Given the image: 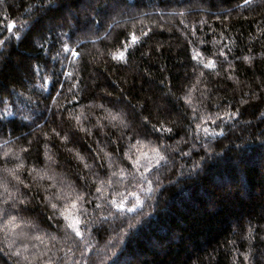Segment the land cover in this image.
Instances as JSON below:
<instances>
[{
	"label": "trees",
	"instance_id": "16d2710c",
	"mask_svg": "<svg viewBox=\"0 0 264 264\" xmlns=\"http://www.w3.org/2000/svg\"><path fill=\"white\" fill-rule=\"evenodd\" d=\"M8 22L26 26L0 46V208L19 225L0 227V264H264V0H0ZM20 163L29 188L5 172ZM81 193L84 239L44 202Z\"/></svg>",
	"mask_w": 264,
	"mask_h": 264
},
{
	"label": "snow or ice",
	"instance_id": "6c2138e0",
	"mask_svg": "<svg viewBox=\"0 0 264 264\" xmlns=\"http://www.w3.org/2000/svg\"><path fill=\"white\" fill-rule=\"evenodd\" d=\"M249 0H245V3H248ZM181 15H183V13H181ZM26 25H21L20 27H17L15 22H8L6 24L5 27H0V36H3L4 31L6 30L8 33V37L0 40V46H2L3 44L7 43L9 40H11L13 34H14V29L16 31V33H18L23 27H25ZM67 35V34H65ZM148 33L147 32H142L141 36H147ZM17 39H19V36L17 35ZM70 40V37H69ZM140 41V37H138L136 35L135 32H132L129 34V38L126 39L125 41L121 42V47L117 50L114 51L112 53H110V58L113 61H117V62H121V63H127V58L129 55V49L138 44ZM45 42H47V39H45ZM58 43L61 44V50L64 53H68L70 54L71 60H75L78 59L80 56L79 51L76 48L70 47V44L65 42L62 38L58 37L57 40ZM42 47V46H41ZM224 53H221V55H223ZM200 55V53H197L196 56L193 57V59H197L198 56ZM53 59H55V57H53ZM65 59H69V56H66ZM248 57H245V60H248ZM205 68H209V69H214L216 67L215 61H209L208 63H206L204 65ZM65 76L68 77H72V73L71 72H65L64 73ZM44 83L47 84L49 83V79L45 78L44 79ZM45 91H47V88L44 89ZM186 103H190V100L188 98H186ZM102 107V105H101ZM194 114H195V110H194ZM6 115H11V113H7ZM232 116H235V113L231 114ZM110 116V121L116 122L118 121V123L124 127H127V125L124 123V120L120 117V114L117 113L115 115L109 113ZM21 119H28V117L24 116L21 117ZM69 119H72V117H69ZM75 119L77 120V123L80 122V117H75ZM208 119H212L211 116L208 117ZM216 119H223L222 117H215V119H213V123H215ZM145 124H147V119H145ZM117 126L116 124H113V127ZM197 129H199L201 127L200 124L196 125ZM153 131L154 132H170L171 129L170 128H165L163 125H160V127H157L155 125L152 126ZM81 131H84L83 128L80 129ZM205 132H207V128L204 129ZM53 133L56 136H60V133L57 132L55 129H53ZM216 135H223V132L220 133H216ZM62 140L66 141L68 139V137L65 135L63 137H61ZM137 143H140V141H137ZM22 152H27L28 149H21ZM71 151V150H69ZM77 158L80 159L79 154L77 153ZM126 156H128V154H125ZM158 155V159L155 161V163L153 164L151 161L148 162V164L144 167V171L145 172H150L155 166L159 165V163L165 159V157L163 155H160L159 152H157ZM186 155V153H185ZM5 157L9 156V153H5L4 154ZM48 159H51L50 157H47ZM129 159H131V157H128ZM17 159H19V157H17ZM141 162L139 159L136 160H132V165L134 168H138L140 166ZM23 164L20 163L17 165V167L15 169H5V172H7L10 176H12L13 179H15L17 181L18 184H24V181L20 178V176L17 174L18 170L23 168ZM85 167L87 168L88 165L85 164ZM36 171V169H31L30 173ZM112 175H116V173H113ZM142 178H146L143 176V173L141 174ZM41 179H43L44 177L41 176ZM82 179H84L83 177H81ZM149 184H151V181H149ZM25 188H29L30 186L27 184H24ZM4 190L5 193L8 196V199H5L3 202L5 205L9 204V202L11 201V205L13 208H17L18 205H24L25 207L27 206L28 201L26 199H19L17 200V196L15 193H10L8 192V188L7 185L4 184ZM17 191H19V189H17ZM149 191H151V189H149ZM96 192L100 193L101 192V188L97 187L96 188ZM24 193H21V196H24ZM61 197L60 196H55V200L56 201H60ZM44 202L50 206V208L53 210V216L57 219H60L61 217L64 220V229L65 230H71L72 233L75 234L76 237H79L81 239H84V230H82L81 228V224L84 223L81 220V216H86L87 214V210L83 208L84 204L87 203H91L90 200H86L84 194H77L75 199L71 202L70 205H63L61 206L60 204H58L57 202H53L52 199L49 198V196H45L44 197ZM111 205L113 207L116 208V210L118 212H128V213H132L135 212L137 208L142 207V202L139 200V197L136 198V204L133 207L130 208H126L124 203H117L116 200H111L110 201ZM61 207H63V210H61ZM97 208L100 207L99 204L96 205ZM71 209H75L76 211L72 212L70 211ZM68 213V214H66ZM0 218H2V224H0V227L3 228H8L9 226H11L12 228H16L19 227V225L16 223V221L18 220V215H12L9 211V209L7 207L5 208H0ZM52 217H50L51 219ZM137 223H143L141 221H138ZM129 229H132L135 227V225L133 224H129L128 225ZM249 232H251V229H249ZM125 236H127V238L130 240L132 238V235L129 233H124L121 235L120 239L123 241L125 239ZM37 239H39V237H36ZM251 239V237H249ZM10 248V246H7ZM0 251H4V249H0ZM8 255L10 257H19L20 253L18 251H8ZM113 257H116V253L113 252L112 253ZM111 258V257H110ZM245 261L248 260V257L245 256ZM117 262H118V257H117ZM114 264H116V262H114Z\"/></svg>",
	"mask_w": 264,
	"mask_h": 264
}]
</instances>
